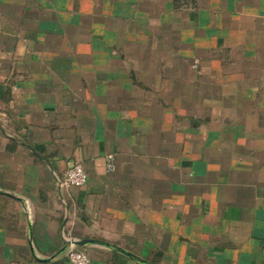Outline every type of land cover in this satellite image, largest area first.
Wrapping results in <instances>:
<instances>
[{
  "label": "crops",
  "instance_id": "obj_1",
  "mask_svg": "<svg viewBox=\"0 0 264 264\" xmlns=\"http://www.w3.org/2000/svg\"><path fill=\"white\" fill-rule=\"evenodd\" d=\"M73 240L264 264V0H0V264Z\"/></svg>",
  "mask_w": 264,
  "mask_h": 264
},
{
  "label": "built area",
  "instance_id": "obj_2",
  "mask_svg": "<svg viewBox=\"0 0 264 264\" xmlns=\"http://www.w3.org/2000/svg\"><path fill=\"white\" fill-rule=\"evenodd\" d=\"M107 159H108L109 170L114 171L115 170L114 156L110 155L108 156ZM87 182H88V175L83 165L80 163H77L66 172L63 180L60 181V185L63 187H67V188L82 187ZM67 257L71 261L72 264H91L92 263L87 252L77 249L72 243L70 244V248L67 251Z\"/></svg>",
  "mask_w": 264,
  "mask_h": 264
},
{
  "label": "water",
  "instance_id": "obj_3",
  "mask_svg": "<svg viewBox=\"0 0 264 264\" xmlns=\"http://www.w3.org/2000/svg\"><path fill=\"white\" fill-rule=\"evenodd\" d=\"M5 194L11 195L9 193H5ZM71 243L74 246H86V245H89V244H94V243H96V241H94V240H73L71 242H68V245H70Z\"/></svg>",
  "mask_w": 264,
  "mask_h": 264
}]
</instances>
